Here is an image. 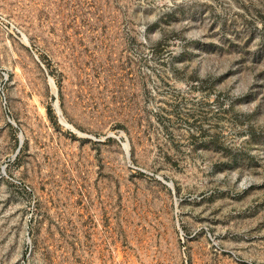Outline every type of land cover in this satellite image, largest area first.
Instances as JSON below:
<instances>
[{
	"label": "rangeland",
	"instance_id": "rangeland-1",
	"mask_svg": "<svg viewBox=\"0 0 264 264\" xmlns=\"http://www.w3.org/2000/svg\"><path fill=\"white\" fill-rule=\"evenodd\" d=\"M0 264H264V0H0Z\"/></svg>",
	"mask_w": 264,
	"mask_h": 264
},
{
	"label": "water",
	"instance_id": "water-1",
	"mask_svg": "<svg viewBox=\"0 0 264 264\" xmlns=\"http://www.w3.org/2000/svg\"><path fill=\"white\" fill-rule=\"evenodd\" d=\"M21 34H22L24 40L27 41L28 39H27V37L25 36V34H24V33H21ZM49 80H50V82H51L52 85L55 84V83H54V80H53L52 78H50ZM54 107H55V109H56V111H57V113H58V115H59V119H60V121H61L62 123H64L63 121H65V118H64V116H63L62 110H61L60 107H59L58 99L55 100ZM64 124H65V123H64ZM65 125H66V124H65ZM124 146H125V149H126V151H127V157H128V159H129V157H130V153H129V147H128V144L126 143V144H124ZM168 185H169L172 189H174V185H173L172 182H169Z\"/></svg>",
	"mask_w": 264,
	"mask_h": 264
},
{
	"label": "bare ground",
	"instance_id": "bare-ground-1",
	"mask_svg": "<svg viewBox=\"0 0 264 264\" xmlns=\"http://www.w3.org/2000/svg\"><path fill=\"white\" fill-rule=\"evenodd\" d=\"M54 86V85H53ZM66 125H68V126H71V124H69L66 120L65 121H63Z\"/></svg>",
	"mask_w": 264,
	"mask_h": 264
}]
</instances>
